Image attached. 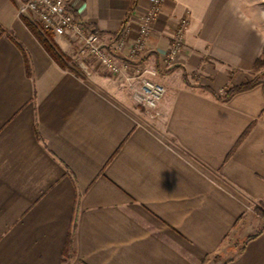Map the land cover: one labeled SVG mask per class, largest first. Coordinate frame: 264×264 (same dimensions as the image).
<instances>
[{
  "label": "crops",
  "instance_id": "0c3cea01",
  "mask_svg": "<svg viewBox=\"0 0 264 264\" xmlns=\"http://www.w3.org/2000/svg\"><path fill=\"white\" fill-rule=\"evenodd\" d=\"M18 7L0 0V264H198L218 252L264 264L263 86L228 102L203 88L224 95L251 77L264 0H163L144 51L89 77L58 65ZM73 7L110 44L124 28L134 39L149 2ZM183 20L185 48L167 66ZM53 38L75 58L69 37ZM143 78L170 94L158 128L136 110ZM250 217L258 228L238 242Z\"/></svg>",
  "mask_w": 264,
  "mask_h": 264
},
{
  "label": "built area",
  "instance_id": "2783aa9c",
  "mask_svg": "<svg viewBox=\"0 0 264 264\" xmlns=\"http://www.w3.org/2000/svg\"><path fill=\"white\" fill-rule=\"evenodd\" d=\"M74 0H20L18 16L35 23L43 34L67 36L77 47L76 57L79 68L91 76L93 68L99 65L103 70L116 75L121 69L117 65L119 54L134 58L146 47V39L151 34L152 24L160 12L163 0H148L149 9L139 22L136 36L131 41L126 36L127 29L110 44H103L94 30L81 19L75 17ZM186 20L181 21L172 34L166 65H174L185 48ZM152 76L157 75L153 70ZM166 88L163 84L149 78L141 79L134 91V101L146 110H155L163 100Z\"/></svg>",
  "mask_w": 264,
  "mask_h": 264
},
{
  "label": "trees",
  "instance_id": "16d2710c",
  "mask_svg": "<svg viewBox=\"0 0 264 264\" xmlns=\"http://www.w3.org/2000/svg\"><path fill=\"white\" fill-rule=\"evenodd\" d=\"M22 20L24 21L26 26L30 29V31L33 33V35L37 38V40L40 42L43 48L47 51V53L56 61V63H58V65H60L63 68H70L67 58L65 59L64 53L59 49V47L52 40L53 36L51 34H42L41 32H39L38 29L36 28V25L30 20H28L27 18L22 17ZM27 67H28L27 69L29 73L30 71L29 66ZM263 67H264V55L256 60L254 64V72L262 69ZM261 75H264V72H261L258 76H255L244 83L229 87L227 89V92L224 95L216 94L211 88H207V87H203V88L205 91L212 94L216 100L220 102H228L233 96L250 91L259 85L263 86V91H264V82L262 83L259 78V76L261 77ZM184 81L188 83L186 73L184 74ZM262 115L264 116V110L262 112ZM252 125H250L246 129V131L241 136L239 141L243 140L245 136H247V134L250 132L252 128ZM255 213L260 219L264 220V204L262 202H259L256 205ZM260 234L261 232L254 233L248 236L247 240L253 239L259 236Z\"/></svg>",
  "mask_w": 264,
  "mask_h": 264
},
{
  "label": "rangeland",
  "instance_id": "374dc122",
  "mask_svg": "<svg viewBox=\"0 0 264 264\" xmlns=\"http://www.w3.org/2000/svg\"><path fill=\"white\" fill-rule=\"evenodd\" d=\"M19 1V3H20V0H18ZM29 20V19H28ZM35 24V23H34ZM179 26V25H178ZM177 26V27H178ZM176 27V28H177ZM37 28V27H36ZM38 29V28H37ZM38 31L39 32H41L39 29H38ZM151 32H152V30H151ZM42 33V32H41ZM43 34V33H42ZM54 37V36H53ZM52 37V40L54 41V38ZM56 44V43H55ZM185 44H186V40H185ZM57 45V44H56ZM146 48V47H145ZM64 56H65V59L67 58V60H68V63H69V65L71 66V67H73L74 69L75 68H78V66H79V63H78V58L75 56V58L74 59H72V57L71 56H66L65 54H64ZM74 57V56H73ZM261 72H264V67L262 68V69H260V70H258V71H255L254 72V69H253V72H252V75H251V77L248 79V80H250L251 78H253V77H255V76H258ZM259 78H260V81H263L264 82V75H261V77L259 76ZM247 80V81H248ZM244 83V82H243ZM170 96V94H169V92L166 90V94H165V96H164V98H163V100L165 101L168 97ZM136 110L140 113V114H144L145 115V118L146 119H148V120H150V123L154 126V127H157L158 128V125H159V122H161V120H162V113L160 112V110H159V107L157 108V109H155V110H146L145 108H143L142 106H139V105H137V108H136ZM216 173V172H215ZM217 176V175H216ZM220 177V176H219ZM243 219H245V218H243ZM253 220H255V219H253ZM252 219H251V217L250 218H248L247 220H246V225L242 228V230L238 233V234H236V239H237V241L239 242V241H241V239L243 238V237H245L248 233H250V232H252V231H254V230H257V228H258V223L257 222H255V221H253ZM226 246V245H225ZM225 246H224V248H223V250H225ZM238 248H240V244H237L236 245ZM220 253L218 252V253H216V254H214V255H211V256H208V257H206L202 262L200 261L198 264H222L225 260H226V258H224V257H222L221 255H219ZM232 254V253H231Z\"/></svg>",
  "mask_w": 264,
  "mask_h": 264
}]
</instances>
